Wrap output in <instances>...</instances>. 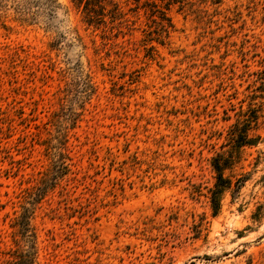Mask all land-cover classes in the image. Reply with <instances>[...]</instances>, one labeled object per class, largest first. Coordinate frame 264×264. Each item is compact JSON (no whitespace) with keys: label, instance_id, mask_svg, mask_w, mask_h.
<instances>
[{"label":"rangeland","instance_id":"374dc122","mask_svg":"<svg viewBox=\"0 0 264 264\" xmlns=\"http://www.w3.org/2000/svg\"><path fill=\"white\" fill-rule=\"evenodd\" d=\"M116 1L0 0V264H264V0Z\"/></svg>","mask_w":264,"mask_h":264},{"label":"trees","instance_id":"16d2710c","mask_svg":"<svg viewBox=\"0 0 264 264\" xmlns=\"http://www.w3.org/2000/svg\"><path fill=\"white\" fill-rule=\"evenodd\" d=\"M79 2L83 3L84 21L87 25L99 26L105 24V18L115 20L122 17L121 5L116 0H79ZM217 170L218 178L221 179L220 169ZM34 257V253L27 250L26 253L21 254L19 260L23 264H33Z\"/></svg>","mask_w":264,"mask_h":264}]
</instances>
